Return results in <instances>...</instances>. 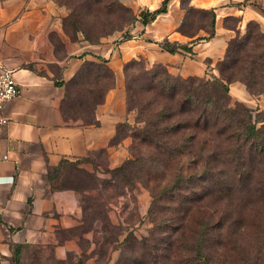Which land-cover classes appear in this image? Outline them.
Listing matches in <instances>:
<instances>
[{
	"label": "crops",
	"instance_id": "obj_1",
	"mask_svg": "<svg viewBox=\"0 0 264 264\" xmlns=\"http://www.w3.org/2000/svg\"><path fill=\"white\" fill-rule=\"evenodd\" d=\"M120 1L137 14L153 12L164 2ZM189 5L214 10V37L207 38L204 30L193 37L179 32L185 9L182 0H172L168 12L153 22L137 20L130 33L138 39L116 46L114 39L95 44L82 37L72 40L63 28L68 10L54 0H0V64L14 71L20 87V95L4 106L7 122L0 133V264H116L128 235L141 232L150 200L142 187L139 220L136 211L135 221L129 222L118 206L108 210L107 221L119 229L112 233L99 213L85 211L89 191L58 187L52 171L97 152L107 154L110 168L129 157L130 137L112 144L120 125L133 124L125 62L143 57L174 75L216 79L237 29L256 21L264 32V0H190ZM229 18L238 19L236 28L227 25ZM165 39L188 45L191 52L165 51L160 46ZM93 60H107L115 85L95 111L96 125L66 121L62 104L67 85ZM230 90L236 100L258 106L242 84H232ZM80 167L94 171L90 163Z\"/></svg>",
	"mask_w": 264,
	"mask_h": 264
},
{
	"label": "trees",
	"instance_id": "obj_2",
	"mask_svg": "<svg viewBox=\"0 0 264 264\" xmlns=\"http://www.w3.org/2000/svg\"><path fill=\"white\" fill-rule=\"evenodd\" d=\"M60 5L69 7L70 14L63 24L65 33L72 39L77 40L76 37L70 36V28L78 30L79 23H82L81 19L87 18L93 14H101L102 11L108 15L115 17V12H130L128 8L123 6L119 0H55ZM172 0H164L163 6L153 12L143 11L141 12L140 19L143 24L147 25L153 22L160 14L168 12V5ZM190 1V0H189ZM182 6L186 10L183 5ZM188 6L191 7L188 3ZM196 9V8H195ZM201 10V9H200ZM202 12L211 16L212 31L207 32V38L215 36V24L216 14L214 10H201ZM185 18V16H184ZM232 18H229L230 20ZM67 22V24H66ZM183 23L179 29L183 26ZM254 25V26H253ZM85 40L91 42V37L88 34L90 31L86 28L82 29ZM184 35H186L184 33ZM196 35V34H195ZM188 36V35H187ZM194 36V35H193ZM191 36V37H193ZM205 37V38H206ZM237 40H240V38ZM236 40L231 41V48L227 49L225 58L220 62V73L222 79L206 80L200 77H176L171 75L166 68L157 65L156 71L147 70V61L144 59L132 60L125 67V74L128 80L127 92L128 102L134 107L139 109V117L142 122L145 123L144 128H140L134 134L135 140L139 139L143 143L155 145L156 149L162 148L163 158L168 160L177 155V151H183L186 148H191V144L194 141L196 135L188 134L182 139H177L175 135H179L180 131L188 128L191 124L193 129L198 130L201 128V122L197 123L195 119L204 120V129L209 130L210 122L213 128L217 127L218 133H225L226 130H231L230 134L225 136L226 146L218 151H208V157L204 160L205 166L199 174L192 173L190 177H186L182 173H178L175 177L173 184L165 187L158 188L157 194L154 193L156 186L150 187V183L155 179L153 173L148 169L144 160L129 159L125 164L118 169L125 176V185L132 186L135 181L143 182L152 193V206H154L165 199L170 197L176 203V196L182 197V202L189 199V204L192 201L190 193L196 192L193 188V179L205 177L210 171L223 167L228 170L230 166L243 171L250 177H254L261 172L263 175L258 181H254L250 185L233 186L218 185L219 190L217 194L213 195V191L210 189L206 196L216 197L221 199L223 204L228 198V202L239 200L241 198H248L253 207V219L250 221V225L254 228L253 237L250 241V245L246 248L235 238L234 232L231 230L232 226L244 227L246 220L242 216L232 218L224 214V216L218 217V223L206 220V217H212L213 213H220L219 209L212 211L208 216L200 218L197 215L198 206L195 203L187 205L184 216L180 213L173 212L170 218L164 217L159 221H155V241L152 243H146L145 239L139 240L136 235L129 234L122 248L125 246V250L128 251L133 244H139L140 253L136 256L135 264H264V125L257 126V123L252 121L250 110L242 104H237L234 107L229 95V85L235 81H241L246 84L251 94H263L264 93V34L261 32L259 23L250 21L247 26V32L244 37L241 38V43L237 45L236 54L233 51L232 44ZM93 44V43H92ZM160 46L163 50L170 53H176L181 50L190 51L188 45L180 44L177 42H170L168 39L160 42ZM87 61L75 77L69 82L66 88L64 101L68 98L69 88L83 86L86 90H93L100 87L99 79L96 74L90 72V68L86 64ZM139 70L144 68L141 72L136 73L135 82L139 85L145 86V88L139 89L147 93L156 91L154 97L145 96L140 98V101L136 105L132 104L135 98V92L130 86V73L131 67ZM139 67V68H138ZM159 78H154L156 76ZM146 76V77H145ZM61 85L62 83H58ZM109 89V88H108ZM137 93V94H138ZM106 96V95H105ZM162 99L166 100V103L159 109L157 108V102ZM104 99L94 107V114L97 107L102 104ZM64 101L62 104L63 114L66 111L64 108ZM157 103V104H156ZM79 115L76 118L70 119L74 121L81 120L84 125H96L97 121L93 119H84V115L81 111L77 112ZM156 119L166 120L162 128H155L159 123H156ZM170 119H185V124L181 121H170ZM189 119V120H188ZM223 119V120H221ZM188 120V121H187ZM227 123V125L225 124ZM222 124L223 129L220 132L219 125ZM125 126V125H120ZM119 126V127H120ZM166 131L169 134L171 143L166 147L160 145L161 137ZM160 133V137L157 136ZM210 135V134H209ZM186 138L185 141H182ZM210 140H205L202 143L204 149L211 147ZM216 145L213 142V146ZM167 152V155L163 153ZM89 159V158H88ZM88 159L77 161L86 162ZM195 161H198L195 159ZM158 162V159L152 161V165ZM72 162L65 161L63 165L70 164ZM138 169L136 168V166ZM60 168V169H61ZM135 168V169H134ZM54 169L52 174L56 178L57 171ZM229 174V173H228ZM134 179H132V176ZM242 175V174H241ZM260 176V174H259ZM217 177V176H216ZM52 178V177H51ZM212 181H218V178ZM58 187H62L59 186ZM189 189V190H188ZM186 190V192H184ZM207 192V191H206ZM198 196V193H194V196ZM181 200V199H180ZM236 200V201H237ZM180 204V202L178 203ZM94 205L84 201L85 211L93 212L94 210L99 213V210L94 209ZM176 211V210H175ZM166 218V219H165ZM199 221V226H197ZM194 222V223H193ZM216 229V237L210 233ZM237 232V231H236ZM162 241V242H160ZM160 243V244H158ZM213 244V246L211 245ZM221 245H223L221 247ZM218 249L219 258H215L213 261L212 252L214 248ZM230 247L232 252L230 253ZM123 249V251H124ZM121 253V257H122ZM120 257V259H121ZM120 259L116 264L119 263Z\"/></svg>",
	"mask_w": 264,
	"mask_h": 264
},
{
	"label": "rangeland",
	"instance_id": "obj_3",
	"mask_svg": "<svg viewBox=\"0 0 264 264\" xmlns=\"http://www.w3.org/2000/svg\"><path fill=\"white\" fill-rule=\"evenodd\" d=\"M55 1V0H54ZM183 5L186 8L185 10V18H184V24L179 29V32L182 34H186L188 36H193L200 32V30H204L207 32L212 31L211 27V16L202 12L200 9L190 8L188 6L189 0H182ZM56 2V1H55ZM119 2L128 8L130 10L129 13L125 12H115V17L106 15L103 11L101 14H93L87 18L81 19L82 23H79L78 30H74L73 28H70V36L76 37L79 39V37H82L85 40V35L82 31L83 28L89 29V35L91 37V42L93 44L100 43L107 39H114V43L122 44L124 42L130 41V40H136L138 39V34L134 33L131 34L130 31L132 27L135 25L137 20L140 19V14H137L132 8L126 6L123 4L120 0ZM57 3V2H56ZM59 4V3H57ZM60 5V4H59ZM67 8L68 15L64 18L63 24H65L66 18L70 14L69 7L65 5H61ZM139 17V18H138ZM256 22V21H255ZM248 23L245 25V28L243 30L237 29L234 37L229 41L227 49L231 48V41L236 40L234 44H232V48L234 53L237 52V45L242 44L241 38L246 35L247 32V26ZM258 23V22H257ZM67 24V22H66ZM228 26L236 28L238 26V19L232 18L227 23ZM260 25V24H259ZM254 26V25H253ZM261 29V26H260ZM261 32L264 34V32L261 29ZM237 38L240 40H237ZM227 53V50H226ZM225 53V56H226ZM224 56V58H225ZM223 58V59H224ZM144 59L147 61V70L156 71V66H163L167 69V71L176 77H183L180 75H174L169 71V69L162 64H153L151 61H149L146 58L143 57H137L133 58L123 64V74H124V83L125 88L127 91L128 86V80L125 74V67L126 65L131 62L132 60H139ZM222 59V60H223ZM221 60V61H222ZM218 63V70L220 73V62ZM88 68H90V72L96 74V76L99 79V83L101 84L100 87L94 88L93 90H86L83 86H80V89L78 90L77 87H70L68 91V98L66 101H64V108H66L64 115V118L66 121H73L70 120L73 118H76L79 114L78 111L82 110V113L84 115V119H93L94 118V107L99 104L107 94V92L113 88L115 85V73L113 69L108 64L107 60H93L86 64ZM139 68V67H138ZM130 73V86L132 87V90L138 91L140 88L143 89L146 87L141 86L138 84V82H135L136 73L142 72L144 68H139L137 71L136 68L133 66L128 69ZM146 77V76H145ZM188 77H199V76H188ZM183 77V78H188ZM154 78H158L157 75L154 76ZM206 80H214L206 77H200ZM159 79V78H158ZM216 79H222L221 73L220 77ZM215 79V80H216ZM242 84L243 87H245L249 100H256L258 106L252 107L250 103L238 101L235 99V96H233L230 86L232 84ZM109 88V89H108ZM140 91V93L135 92V98L134 102L132 104L136 105L140 101V98L142 97H152L155 98L153 95L156 93V91L152 92H145ZM138 93V94H137ZM229 95L232 100V104L234 107H237V104H242L247 109L250 110V114L252 116V121L254 123H257L258 127H261L264 125V93L263 94H251L246 86L245 83L241 81H235L229 85ZM128 97V92H127ZM260 101V102H258ZM158 103V104H157ZM156 106L157 108H161L162 105L166 103L165 99H162L157 102ZM137 106V105H136ZM127 107L128 111L132 113L133 115V124H124L125 126H120L117 130V134L115 138L112 141V144H118L121 142L125 137L131 138V143L129 145L128 151H129V157L126 159L125 162H127L129 159H142L145 161V164H147L148 169L153 173V176L155 179L149 184L150 187L156 186V189L154 190V193L157 194L158 188L169 186L174 183L175 177L178 173H182L186 177L192 178L190 176L192 173L199 174L200 171L205 166L204 160L205 157H208V151H218L221 149V152H223V147L226 146L225 136L230 134L231 130H226L225 133H218L217 127L213 128L210 122H207L209 125V130L206 131L204 128V120L203 119H195L197 123H202L201 128L198 130L193 129L191 127V124L188 125V128L182 129L179 133V135H175L177 139H182L186 137L188 134L196 135L194 141L191 144V148H186L183 151H177V155L173 157L172 159L168 160L166 158H163L162 152L164 151L162 148L156 149L155 145H151L148 143H143L139 139L135 140L134 134L137 131H140V128H144L145 123L142 122L139 117V109L137 107L132 106L128 102L127 98ZM185 119H170V121H181L183 124H185ZM189 120V119H188ZM187 120V121H188ZM223 120V119H221ZM82 122L81 120H78ZM166 120H162L160 123L159 119H156V123H159L155 128H162ZM227 125V123H225ZM222 127V124L219 125V127ZM165 127V125H164ZM220 127V132H222ZM210 134V135H209ZM226 134V135H225ZM160 133H158L157 136L160 137ZM186 138L182 141H185ZM205 140H210L211 147H208L207 149H204L202 146V143ZM213 142L216 143L218 146H213ZM169 143H171V139L169 138V134H166V131L163 133L161 137L160 145L166 147ZM167 148V147H166ZM208 150V151H207ZM164 155H167V152L163 153ZM154 159H158V162L154 165H152V161ZM197 159L198 161H195ZM121 166H118L116 168H110L109 167V161L108 156L104 152H97L94 155H92L85 163H90L93 166V172H89L88 170L80 167L82 163L79 164V162H72L70 164H65L61 169L57 171L56 175V183L59 186L62 187H76L80 190H88L89 194L85 196L84 201L92 205H94V209L99 210V216L103 219H105V227L110 229L112 233L117 232L116 227L111 225L108 220V210L114 209L115 206H118L120 209L123 210V212L126 211V219L127 221H135V216L137 212V218L139 220L140 214L139 209L140 205L137 198V193L139 194V191L141 187L145 190V192L149 195L150 200L148 206H146V211L144 214V220L142 221V228L141 232L137 234V238L139 240L145 239V242L152 243L155 241V221H159L163 219L164 217L170 218L174 212L180 213L184 216V213L186 209L188 208L187 205H190L191 203H195L198 206L197 208V215L200 218L206 217L211 213L212 211L215 212V210L219 209L220 213H213L212 217H206V220H210L212 222L218 223V217L224 216V214H227L228 216H232V218H235L237 216H242L246 220V224L244 227L239 226H232L231 230L234 232L235 238L238 240L239 243H241L244 247H248L250 245V241L253 237V230L254 228L250 225V221L253 219L252 213H253V207H251V204L249 202L248 198H241L239 200H234L233 202H228V198H226L225 202L222 204L220 198L216 197H208L206 196L209 190L211 189L213 191V195L217 194L219 190L218 185H228L232 184L233 186H239V185H250L254 181H258L261 176L263 175V172L254 175V177H250L248 175L247 170L240 171L233 166H230L228 170L224 169L223 167H219L218 169H215L213 171H210L205 177L202 178H194L193 181V188L196 192L190 193L192 196V201L189 204V199L186 203L185 201L181 203L183 200L181 196H176V203H174L173 199L170 197H165V199L157 204V206L152 208V211L150 210L153 202L152 193L150 189L147 188V186L140 181H135V184H132V186H126L125 185V176L121 173V171H118ZM140 166H136L138 169ZM135 169V168H134ZM264 171V170H263ZM229 173V174H228ZM242 174V175H241ZM132 179H134L133 175ZM217 176V177H216ZM218 178V181H212L213 179ZM207 191V192H206ZM186 192V190H184ZM194 193H198V196H194ZM181 199V200H180ZM180 202V204H178ZM131 207V208H130ZM130 208V209H129ZM138 209V210H137ZM176 210V211H175ZM95 212V210L93 211ZM92 212H90L91 214ZM224 213V214H223ZM96 212L94 213V215ZM237 215V216H236ZM225 217V216H224ZM166 219V218H165ZM194 223V222H193ZM197 226H199V221H197ZM237 231V232H236ZM211 235H214L216 237V229L213 230ZM112 239H114V235H112ZM162 242V241H160ZM160 244V243H158ZM213 246V244H211ZM223 245H221L222 247ZM125 246L121 248L120 253V261L118 264H135L136 263V256L140 253V246L139 244H133V246L126 251ZM124 249V251H123ZM218 249L214 248L212 252L213 261L215 258H219L218 255ZM232 247H230V253L232 252ZM220 250V249H219ZM118 259V260H119Z\"/></svg>",
	"mask_w": 264,
	"mask_h": 264
},
{
	"label": "built area",
	"instance_id": "obj_4",
	"mask_svg": "<svg viewBox=\"0 0 264 264\" xmlns=\"http://www.w3.org/2000/svg\"><path fill=\"white\" fill-rule=\"evenodd\" d=\"M20 95V87L14 78V71L0 64V133L7 119L3 114L5 104Z\"/></svg>",
	"mask_w": 264,
	"mask_h": 264
}]
</instances>
